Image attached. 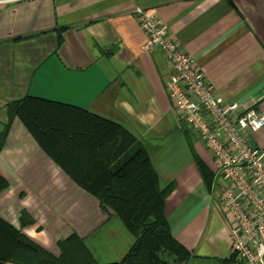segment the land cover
I'll return each instance as SVG.
<instances>
[{
  "label": "crops",
  "instance_id": "0c3cea01",
  "mask_svg": "<svg viewBox=\"0 0 264 264\" xmlns=\"http://www.w3.org/2000/svg\"><path fill=\"white\" fill-rule=\"evenodd\" d=\"M152 11L227 101L264 109V0H0V134L5 106L25 95L75 105L129 131L145 147L160 185L175 181L164 214L187 264H240L230 221L207 193L194 153H209L179 121L165 90L169 67L132 13ZM60 30L61 41L57 44ZM184 126V127H183ZM264 148V130L248 134ZM0 217L53 255L76 234L98 264H118L134 243L120 220L40 149L21 121L0 151ZM24 211L33 220L22 226Z\"/></svg>",
  "mask_w": 264,
  "mask_h": 264
},
{
  "label": "trees",
  "instance_id": "16d2710c",
  "mask_svg": "<svg viewBox=\"0 0 264 264\" xmlns=\"http://www.w3.org/2000/svg\"><path fill=\"white\" fill-rule=\"evenodd\" d=\"M57 35L59 44L60 30ZM5 109L0 151L10 124L19 119L53 163L111 211L134 238L118 264H187L192 254L173 237L164 214L172 186L160 185L145 147L129 131L81 107L31 95L9 102ZM188 145L209 188L214 174L190 141ZM7 186L0 174V193ZM20 219L22 226L33 222L24 211ZM57 245L59 253L53 255L0 217V264H98L76 234Z\"/></svg>",
  "mask_w": 264,
  "mask_h": 264
},
{
  "label": "built area",
  "instance_id": "2783aa9c",
  "mask_svg": "<svg viewBox=\"0 0 264 264\" xmlns=\"http://www.w3.org/2000/svg\"><path fill=\"white\" fill-rule=\"evenodd\" d=\"M134 16L147 48H159L169 65L167 89L182 123L214 158L218 202L230 221L232 253L241 264H264V148L250 143L247 135L264 126V109L249 110L239 103L230 107L194 58L170 38L165 23L142 9Z\"/></svg>",
  "mask_w": 264,
  "mask_h": 264
},
{
  "label": "rangeland",
  "instance_id": "374dc122",
  "mask_svg": "<svg viewBox=\"0 0 264 264\" xmlns=\"http://www.w3.org/2000/svg\"><path fill=\"white\" fill-rule=\"evenodd\" d=\"M142 9V8H141ZM141 9L140 8H138V7H135L134 9H133V11H132V13H133V15H135V13H139V11H141ZM142 10H145V9H142ZM145 11H147V12H151V13H153L152 11H148V10H145ZM135 17V16H134ZM159 20H161L160 18H158ZM137 22V21H136ZM137 24H138V22H137ZM166 25V24H165ZM167 26V25H166ZM138 27L140 28V26L138 25ZM141 29V28H140ZM168 31H169V28H168ZM143 32V31H142ZM169 35H170V38H172V39H174L176 42H178L180 45H181V48H182V44H181V42L179 41V40H177L176 38H174V37H172L171 36V34H170V31H169ZM155 49V48H154ZM156 49H159V48H156ZM183 49V48H182ZM160 50V49H159ZM161 51V50H160ZM183 51H185L184 49H183ZM162 52V51H161ZM186 52V51H185ZM187 53V52H186ZM163 54V53H162ZM191 58H194L190 53H187ZM164 57V56H163ZM194 62H195V66L200 70V72L204 75V77L207 79V77H206V75H205V73L203 72V70L202 69H200L199 67H198V65H197V63H196V59L194 58ZM167 63V62H166ZM168 65V64H167ZM168 67H169V65H168ZM169 70V73H168V76H167V78L165 79V83H164V85H165V90H166V93H167V95H168V97H169V91H168V89H167V80H168V78H169V75H170V69H168ZM208 80V79H207ZM208 82H209V80H208ZM209 84H210V82H209ZM211 85V84H210ZM213 88V87H212ZM214 89V88H213ZM215 91V90H214ZM215 93L216 94H218V95H220L219 93H217V91H215ZM221 97H223L222 95H220ZM170 98V97H169ZM171 99V98H170ZM231 102V105H230V107H232V104H237L238 102L237 101H230ZM243 106H244V104H242ZM175 106V105H174ZM246 106H248V108L247 109H249V110H251V109H253V110H260V109H257V108H255V106L254 105H246ZM175 108H176V106H175ZM247 109L244 111V112H242L243 113V115L244 114H246L248 111H247ZM262 110V109H261ZM176 111L178 112V110H177V108H176ZM94 115V114H93ZM178 115H179V121H181V123H182V120H181V118H180V114H179V112H178ZM99 117V116H98ZM101 118V117H100ZM183 124V123H182ZM184 125V124H183ZM185 126V125H184ZM183 126V127H184ZM264 126H260V128L261 129H259V130H264V128H263ZM186 130H187V133L186 134H188V132L190 133V134H192L195 138H196V140L198 141V146L199 147H201V145L203 146L202 148H203V152L205 153H209V155H210V157H211V160H212V162H213V165H214V170L212 171L208 166H207V164H206V166L210 169V171L214 174V178H215V182H216V187H217V192H216V196H217V198H218V195H219V184H218V178L216 179V166H215V163H214V158H213V156H212V154L205 148V146H204V144L201 142V140L195 135V134H193V133H191V131L189 130V128L188 127H184ZM263 128V129H262ZM256 131H258V130H256ZM255 132V131H254ZM249 133H252V132H249ZM248 135V134H247ZM223 137H224V133H223ZM6 140V139H5ZM198 172H199V170H198ZM200 173V172H199ZM201 175V174H200ZM202 178V177H201ZM202 182H203V184L205 185V188H206V190H207V193H211V191H212V185H209V188L207 187V185L204 183V181L202 180ZM213 183V182H212ZM168 184H170V186H172V188H174L175 187V181H172L171 183H168ZM170 193V192H169ZM219 201V200H218ZM219 203V202H218ZM220 205V204H219ZM221 207V206H220ZM221 209H222V207H221ZM235 258L237 259V257L235 256ZM239 263L241 264V262L239 261Z\"/></svg>",
  "mask_w": 264,
  "mask_h": 264
}]
</instances>
